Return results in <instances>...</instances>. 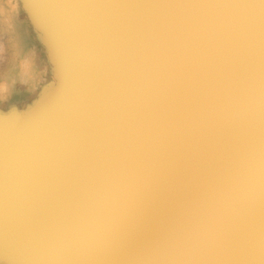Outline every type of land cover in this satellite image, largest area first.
I'll return each mask as SVG.
<instances>
[{"label":"water","instance_id":"obj_1","mask_svg":"<svg viewBox=\"0 0 264 264\" xmlns=\"http://www.w3.org/2000/svg\"><path fill=\"white\" fill-rule=\"evenodd\" d=\"M20 10L56 80L0 108V264H264V0Z\"/></svg>","mask_w":264,"mask_h":264},{"label":"rangeland","instance_id":"obj_2","mask_svg":"<svg viewBox=\"0 0 264 264\" xmlns=\"http://www.w3.org/2000/svg\"><path fill=\"white\" fill-rule=\"evenodd\" d=\"M8 5H10L14 9L15 13L9 12L8 9L10 6H8ZM20 11H21L20 6L17 4L13 7L12 4L0 3V44H1L0 45V81L1 82L6 81V79L11 76V74L13 72V70H12L13 66H16L18 71H19L20 70L19 65L22 64L23 67H26V65L30 66V64H32V62H34V61L29 62V61L23 60L24 58L26 60L27 54H28V49L32 48V46L28 45V43H26L24 38H22L20 35L21 32L24 31L23 25H22L23 24L22 23L23 22V20H22L23 16L20 13ZM19 14H21L22 17L19 16ZM24 19H25V17H24ZM7 40L8 41L10 40V41L8 42ZM23 45H24V47H23ZM34 46L38 51L40 50V48L37 46V44H35ZM41 53H42V58H44V55H45L44 51L43 52L41 51ZM22 61L26 64L23 65L24 63ZM32 67H35V66L32 65ZM39 69H40V67H39ZM39 72L36 71L35 74L37 75V73H39ZM25 73H31L30 75L33 74V72H29V71H26ZM28 75L29 74H27L26 76H28ZM44 76L46 78L47 74H45ZM24 77L25 76L21 77L18 80H16L17 78L14 79V83L12 85L13 86H14V84L19 85L21 82H24V79H23ZM22 79H23V81L20 82V80H22ZM36 83H37V88H39V86H41L43 84L42 82H41L42 84L40 83L39 78L36 81ZM31 86L32 85H30V87H29L30 89L29 88L28 89H19V88L13 89L4 98L0 97V108L8 109L9 107H11L13 105H18L19 107H24L25 104L27 102H30V100L38 93V91L40 89L39 88L37 91H35L34 88H31ZM14 103H17V104H14Z\"/></svg>","mask_w":264,"mask_h":264},{"label":"bare ground","instance_id":"obj_3","mask_svg":"<svg viewBox=\"0 0 264 264\" xmlns=\"http://www.w3.org/2000/svg\"><path fill=\"white\" fill-rule=\"evenodd\" d=\"M0 3H7V4H12V6L14 7L16 4L20 6V0H0ZM10 6V5H8ZM11 7V6H10ZM9 7V12L11 13H15L14 9L11 7ZM2 10V9H1ZM2 12V11H1ZM20 13L22 14H19V16H21L23 19V30L21 32V37L24 38L25 42L28 43V45L32 46V48H29L28 49V54H27V58L25 60V58L23 59L24 61H29V62H32V64H30V66H27L26 67H23L22 64L19 65V71L17 69L16 66H13L12 67V74L9 78L6 79V81H0V97L1 98H4L11 90L13 89H16V88H19V89H28L31 86V88H34L35 91H37L41 86H39V88H37V83L36 81L38 80L39 78V81L40 83H44L46 82V78H45V74H49V70L52 74V77L56 80L55 76H54V73H53V64L50 62V58H49V55H48V51L46 50V47L44 49V47H42L43 45L41 44L42 43V39L40 37V35L38 34V32L36 31L35 29V26L34 24L31 22V20L29 19L28 17V14L26 13L25 11V15L22 11H20ZM25 17V19H24ZM21 21V20H20ZM18 38V37H17ZM20 40V39H19ZM5 41V40H4ZM8 41V40H7ZM10 41V40H9ZM8 41V42H9ZM21 41V40H20ZM22 42V41H21ZM32 43V44H31ZM10 44V43H9ZM24 44V43H23ZM35 44H37V46L40 48V50L38 51L36 48H35ZM1 45V44H0ZM11 45V44H10ZM27 46V45H26ZM24 47V45H23ZM12 48V47H11ZM41 51H45V55H44V59L42 58V53ZM12 55V54H11ZM46 55H47V59L46 58ZM20 57V56H19ZM13 58V57H12ZM30 59V60H29ZM48 60V62L46 61ZM11 62V61H10ZM23 62V61H22ZM24 63V62H23ZM26 63H24L23 65H25ZM35 66V67H32ZM40 67V69H39ZM7 68V67H6ZM5 68V69H6ZM16 70V71H15ZM15 71V72H14ZM26 71H29V72H33L32 75H30L31 73H25ZM36 71H40L39 73H37V75L35 74ZM4 73V72H3ZM27 74H29L28 76H26ZM25 76L23 79H24V82H21L23 81L20 80V84L19 85H16L14 84V86L12 85L14 83V79L18 80L20 79L21 77ZM15 80V81H16ZM32 83V84H31ZM41 83V84H42ZM18 89V90H19ZM30 89V88H29ZM24 92V91H23ZM37 93V92H36ZM28 94V93H27ZM25 95V94H24ZM29 96V95H28ZM23 97V96H22ZM9 104V103H8ZM14 104H17V103H14Z\"/></svg>","mask_w":264,"mask_h":264}]
</instances>
